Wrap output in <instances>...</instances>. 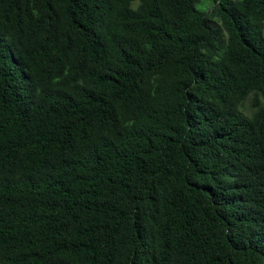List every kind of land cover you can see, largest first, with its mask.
I'll list each match as a JSON object with an SVG mask.
<instances>
[{"label":"trees","instance_id":"trees-1","mask_svg":"<svg viewBox=\"0 0 264 264\" xmlns=\"http://www.w3.org/2000/svg\"><path fill=\"white\" fill-rule=\"evenodd\" d=\"M199 2L0 0V264H264V0Z\"/></svg>","mask_w":264,"mask_h":264},{"label":"rangeland","instance_id":"rangeland-1","mask_svg":"<svg viewBox=\"0 0 264 264\" xmlns=\"http://www.w3.org/2000/svg\"><path fill=\"white\" fill-rule=\"evenodd\" d=\"M214 4L215 0H200L197 6L202 11H208L214 6ZM242 111L248 116L251 115L252 109L250 108V100L246 101L245 106L242 108Z\"/></svg>","mask_w":264,"mask_h":264}]
</instances>
